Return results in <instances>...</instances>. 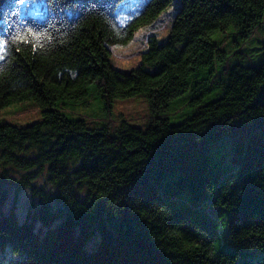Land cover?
I'll return each instance as SVG.
<instances>
[{
    "label": "trees",
    "instance_id": "16d2710c",
    "mask_svg": "<svg viewBox=\"0 0 264 264\" xmlns=\"http://www.w3.org/2000/svg\"><path fill=\"white\" fill-rule=\"evenodd\" d=\"M172 1L0 0V109H41L0 123V189L28 186L45 227L0 212V264H264V38L256 64L219 42L264 34V0H178L165 40L114 68L107 46ZM137 95L147 125H114ZM90 98L102 125L64 110Z\"/></svg>",
    "mask_w": 264,
    "mask_h": 264
},
{
    "label": "rangeland",
    "instance_id": "374dc122",
    "mask_svg": "<svg viewBox=\"0 0 264 264\" xmlns=\"http://www.w3.org/2000/svg\"><path fill=\"white\" fill-rule=\"evenodd\" d=\"M129 4L132 0H129ZM178 6V0H173L171 5L161 12L159 16L149 25L139 28L126 43L121 45H108L110 51V62L114 68L121 71H129L140 62L141 54L146 50L149 38H156L159 42L165 40L174 14ZM262 30V29H261ZM231 33H223L219 36L220 47L225 51L229 60L240 61L245 64H256L260 60V41L264 38L262 31L257 30L254 35L241 42H236ZM100 105V102L97 101ZM98 106L92 98L75 105L64 108L66 112L80 115L85 118L89 126L102 125L96 115ZM41 109L31 102L15 103L0 109V123L9 122L23 126L40 119ZM176 109L174 112H177ZM112 122L117 124L121 119L144 128L148 123V106L142 95H137L124 100H114L112 111ZM34 184L38 187L51 188L43 176L38 177ZM0 189V212L12 213L19 222L34 220L35 228L44 230L45 227L36 219L38 207L37 199L32 197L28 186H20L6 183ZM1 264H16L12 257L4 258Z\"/></svg>",
    "mask_w": 264,
    "mask_h": 264
},
{
    "label": "snow or ice",
    "instance_id": "6c2138e0",
    "mask_svg": "<svg viewBox=\"0 0 264 264\" xmlns=\"http://www.w3.org/2000/svg\"><path fill=\"white\" fill-rule=\"evenodd\" d=\"M28 32L30 35H37V33H34L32 29H28ZM20 37H13V39H19ZM3 42H0V48H2Z\"/></svg>",
    "mask_w": 264,
    "mask_h": 264
}]
</instances>
